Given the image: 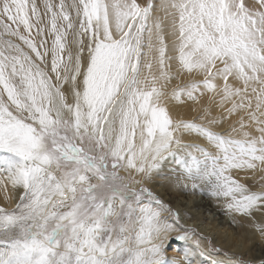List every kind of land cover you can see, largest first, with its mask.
Segmentation results:
<instances>
[{
  "label": "snow or ice",
  "instance_id": "6c2138e0",
  "mask_svg": "<svg viewBox=\"0 0 264 264\" xmlns=\"http://www.w3.org/2000/svg\"><path fill=\"white\" fill-rule=\"evenodd\" d=\"M154 8L0 0V187L19 191L0 206V264H256L185 228L148 182L171 159L264 238V183L240 176L264 181V0ZM173 62L202 79L169 93ZM205 92L226 115L173 117Z\"/></svg>",
  "mask_w": 264,
  "mask_h": 264
},
{
  "label": "bare ground",
  "instance_id": "6f19581e",
  "mask_svg": "<svg viewBox=\"0 0 264 264\" xmlns=\"http://www.w3.org/2000/svg\"><path fill=\"white\" fill-rule=\"evenodd\" d=\"M138 2L142 5H146L148 0H138ZM152 2L155 5L153 15L163 17L164 11L160 9L162 0H152ZM252 2L253 0H246V3ZM165 25H168V21H165ZM172 74L177 76V65L175 62H173ZM193 78L202 79V74H179L177 78L173 79L168 85L169 93L174 87L187 84ZM210 95L211 94L205 92V94L200 98L199 104H194L191 101H187L184 104H177L175 101H171L169 103V108L173 117L184 120L196 119L197 122L206 123V121L199 120V117L203 115L201 108L204 107L211 109L212 117L220 118L222 115H226V113H223L221 108L216 106L218 104L219 98L216 97L215 99H210ZM227 106L230 105H226V107ZM193 109H195V111ZM237 118V116H233L230 119L224 120L222 124L212 125L211 127L215 131H227L231 125L235 123ZM184 142L200 144L201 146H206L207 144L203 138H198L194 135L185 136ZM178 171L179 169L170 159L165 163L160 173L155 175L153 179L148 182V187H150L157 195H159L165 203H167L169 200L168 196L172 195L176 197L178 201L176 200L173 203L175 207L174 209H178L179 211L183 212L182 215L187 220V227L196 229V232L199 235L210 239L213 245L220 247L230 255H236L242 257L245 260L254 259L256 264H264V238H262L258 232L249 226L248 221L245 218L228 213L223 206V202L218 201L210 196L205 188L197 187L194 189L192 187L191 181L183 179L178 180ZM240 176L244 177L242 182L248 183L249 185L255 184L258 187L259 183H264V181L260 180L261 173L259 172L255 174L241 173ZM4 193L5 192H3V194ZM10 193L12 205H15L19 191L17 190L16 192H13V190L10 189ZM194 193L200 194L203 198L202 202L195 206L197 207L196 210L201 212L204 210H207L208 212L210 211L212 213L214 212L215 214L219 215V219H213L211 221H199L196 219L193 211H186V209L182 208L184 204H189L188 202L182 203L184 198H186L187 195ZM206 242L207 241H205V243ZM174 244L176 245L172 247L173 249H183L187 247L183 242L180 241H176ZM168 255H179V253L168 252ZM195 259L199 260V258ZM204 264H206V262H204Z\"/></svg>",
  "mask_w": 264,
  "mask_h": 264
},
{
  "label": "rangeland",
  "instance_id": "374dc122",
  "mask_svg": "<svg viewBox=\"0 0 264 264\" xmlns=\"http://www.w3.org/2000/svg\"><path fill=\"white\" fill-rule=\"evenodd\" d=\"M10 189H12L10 185L7 187L6 191H5L4 187H2V188L0 187V206H4V207H7V208L14 207V205H12V202H11ZM3 192H5V193L3 194ZM168 197H169V200H168V202L166 204L170 205L174 209L175 207H174L173 203L177 200V198L172 196V195L168 196ZM202 200H203L202 196L200 194H198V193L187 195V197L184 198V201L182 203L188 202L190 205L189 204L187 205V203H186L187 206L184 204V206H182V208L186 209V211H193L194 214H195L196 219L199 220V221H206V220H210L211 221L213 219H216V220L219 219V215L215 214L214 212L213 213L210 212V211L208 212L207 210H204V211L201 212V211L196 210L197 207H195V206L197 204L201 203ZM190 206H191V208H190ZM174 210L178 211L179 214H180V223L185 228H188L187 227V222H186L187 220L182 215L183 212L179 211L178 209H174ZM219 221H221V220H219ZM174 242H176V240H173V241L170 242L171 243V247H174L176 245V244H174ZM169 252L172 253L173 251L169 250Z\"/></svg>",
  "mask_w": 264,
  "mask_h": 264
}]
</instances>
